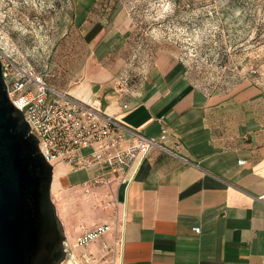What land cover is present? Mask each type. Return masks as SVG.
Segmentation results:
<instances>
[{"label": "crops", "instance_id": "obj_1", "mask_svg": "<svg viewBox=\"0 0 264 264\" xmlns=\"http://www.w3.org/2000/svg\"><path fill=\"white\" fill-rule=\"evenodd\" d=\"M74 9L47 82L100 100L108 113L148 136L161 140L168 130L164 148L150 151L131 183L114 177L118 213L127 223L121 253L111 263L264 264V202L257 198L264 193V88L243 81L205 91L167 51L134 84L125 8L114 0H74ZM69 169L62 164L59 184L68 178L81 186L100 173ZM56 181L55 175L53 188Z\"/></svg>", "mask_w": 264, "mask_h": 264}, {"label": "rangeland", "instance_id": "obj_2", "mask_svg": "<svg viewBox=\"0 0 264 264\" xmlns=\"http://www.w3.org/2000/svg\"><path fill=\"white\" fill-rule=\"evenodd\" d=\"M114 1L132 21L126 56L132 83L140 81L159 52L167 51L181 60L191 83L205 91L228 90L243 81L264 88V0ZM74 11V0H0V50L49 80ZM61 166H55L52 196L72 250L61 264H89L76 238L115 220L116 195L113 186H94L88 192L68 178L59 184ZM75 231L79 234L73 235ZM100 244L91 245L98 264H114L113 255L99 254Z\"/></svg>", "mask_w": 264, "mask_h": 264}, {"label": "built area", "instance_id": "obj_3", "mask_svg": "<svg viewBox=\"0 0 264 264\" xmlns=\"http://www.w3.org/2000/svg\"><path fill=\"white\" fill-rule=\"evenodd\" d=\"M0 57L10 99L24 112L45 158L54 166L67 164L75 171L100 170L84 182L88 192L94 186L112 187L115 176L119 184L128 185L150 151L154 147L164 148L161 140L167 136L166 128L161 140L143 134L108 113L100 100H84L53 87L44 76L19 64L2 50ZM257 198L264 202V193ZM126 223V215L117 212L114 221L96 225L77 236L75 245L86 249L85 261L98 264V252L91 247L98 240H101V251L115 259L124 244ZM195 230L200 232L201 228ZM66 249L72 251L67 248V242Z\"/></svg>", "mask_w": 264, "mask_h": 264}, {"label": "water", "instance_id": "obj_4", "mask_svg": "<svg viewBox=\"0 0 264 264\" xmlns=\"http://www.w3.org/2000/svg\"><path fill=\"white\" fill-rule=\"evenodd\" d=\"M55 166L10 99L0 57V264H61L66 233L52 196Z\"/></svg>", "mask_w": 264, "mask_h": 264}]
</instances>
